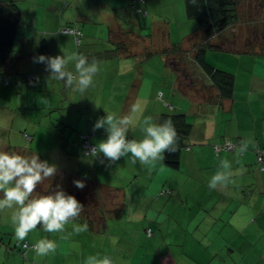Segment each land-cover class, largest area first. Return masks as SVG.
I'll return each instance as SVG.
<instances>
[{"label": "trees", "instance_id": "16d2710c", "mask_svg": "<svg viewBox=\"0 0 264 264\" xmlns=\"http://www.w3.org/2000/svg\"><path fill=\"white\" fill-rule=\"evenodd\" d=\"M124 1L126 3V10L123 11V13L121 14H117L115 12L113 13L116 16L121 17V23L124 22L127 29L123 28L124 34H121L117 29L111 28L112 36H110V39L107 38L108 40H110V44L107 41L105 42V44H107L111 50L108 51L109 55L105 57V59H114L116 55L122 52L121 50L126 51L125 55L123 54L125 59H127L126 56L128 53H131L133 57L137 56L135 53H133V51H129V47L131 46L136 52L137 48H135V45L139 44L140 40H142L143 38L139 36L137 28L141 29L142 25H145V23H147V19L149 17H152L151 15L146 14L147 12L144 10V6L149 1H155L154 5H156L161 0ZM249 1L250 0H247L246 2ZM260 1L264 4V0ZM185 3L187 19L194 22L193 27L190 26L191 31L187 34V36L182 38L179 44L170 43V47H166L164 50L165 52H162L161 54L156 53L155 55H152L151 53L148 54L149 56L151 55L154 59L162 58L161 61L162 65H164L163 67L166 70L167 67H171L172 70L170 69L171 71H167L172 75L174 74L175 77L178 76L179 69H177V66V68H174L173 64L175 65L177 63L178 65L182 61L187 60L192 64L191 66H193V69L196 71L197 74L198 70L201 72L198 78L195 79L196 81H200V83L202 82L200 85H205V83H209V86H212L217 89L220 99L232 100L235 95L238 96L242 91L246 90V88L242 87L246 86L247 84H238L237 81V69L240 70L239 75L242 76L243 79L249 76L247 70L244 73L241 70V68H243L241 58H261V56H263L264 54V36H262L261 38L255 36H247L246 40V37H239L238 32L236 33V30L241 23L240 6L245 5V0H185ZM35 6L41 7V0H0V111L4 113L8 112L11 117L13 115L19 114L26 120H28L32 115V113H29L30 108H33L32 112H36V110L42 109V106L39 105V107L37 108L31 107V105L27 101L28 96L26 97V93L24 96V93H21L19 90H13L15 80L13 81L12 79L18 77L17 74H20L17 71L18 69H20L19 66H21V64H27L28 67L30 66L31 71L27 70L26 72L28 74L26 73L25 75L20 74L21 82H23L25 90L32 89V91L35 92H39V89L45 90L46 83L50 78V73L45 70L46 65L41 63H34L33 57L39 55L54 57V54L52 51H50L49 45L47 44L46 40L44 38L40 40L37 37L39 31L37 30L35 25ZM113 7L114 6H111V9ZM195 20L197 21L198 26ZM256 22H260V20H256L255 23ZM262 22L264 23V12ZM83 24L78 23L76 21L71 25L62 27L60 31L62 33L71 35L74 38L76 46H79L86 39L85 31L82 27H80ZM198 28L203 32L204 37L201 45L197 46V44L194 43L192 45L191 51L187 52L188 55H192L191 60L183 56V53H185L186 50L182 49V47L184 43H191L188 42L187 39L192 40L190 34L191 32L192 35L197 33ZM230 28L232 29L231 31L234 30L232 35H226L225 33ZM133 36L137 37L138 40L135 41ZM215 38L218 39V44L211 43V41ZM127 39H130V41H128ZM100 41L104 40L100 39ZM142 42L143 45L144 40ZM238 42H243V44H241L242 50H237V48L231 47L232 45H235ZM205 46L215 47L219 49L221 53L234 56L236 58V61L234 63L236 73L229 72L228 70H230L231 68H227V70H224L217 68L212 63H210L207 59L208 50L205 48ZM227 62L229 63L228 60ZM72 69H75V67ZM72 73L74 75L76 74L75 71H72ZM37 78H39L38 82H36ZM60 82L64 83V81ZM237 84L242 87L240 89H236L235 86ZM122 86H124L123 88H126V84H123ZM188 86L189 85L181 87L182 89H184L188 88ZM170 89L172 91V88ZM66 90L67 87H65L64 84L63 89L60 91L62 99H64V102L68 103V106H70V108L67 109V116L69 117H67L66 119L62 118L61 116L58 118H53V113L60 109L61 106H59L57 108L51 109L50 111L47 110L48 114H46L45 119L43 115V120H40L39 118V121L37 123V125H39L38 128L34 127V123H32L33 120L31 119L32 122H30V124H25V126L20 129L22 130V135L26 139V141L30 142V144L32 145L37 144V147H29L30 152L23 151L11 153L19 154L22 156L38 155L39 159L42 161V157L40 156L42 151L47 150V155L49 156L53 149L59 146L60 140H67L64 136V132H67V136H69L70 133L72 134L75 129L81 128V125L84 124V130L82 132L77 131V135L79 144L81 145L83 152L86 154V150L83 147L84 142H87L90 145L97 147L98 144L94 141L92 142V138H95V136L107 138V133L104 129L98 131L97 133V130L95 132L93 131V123L95 122V120H98L97 118L105 117L107 114L110 113L111 115L117 118L128 116L133 121L134 115L137 114V111L131 112V109L126 110V112H123L124 109L117 110L115 108H105L113 107V105L111 104H109V106H106L105 103L100 105V107L105 108L104 110H97L98 108L96 109L95 107L96 104L93 95L88 96L87 99L82 96V99L77 102H69V96H66ZM32 91H30V93ZM181 92L184 97L188 96L187 102H193V100L199 101V99L201 100L203 98L197 94L188 95L187 91L184 90ZM114 95V99L116 100V103L119 107L127 106H125V101L123 100L122 93L114 92ZM197 96H199L200 98ZM156 100L161 105V107L160 109H156L155 111V122H157L158 124H162L165 120L171 119L173 125L175 126L179 139L177 151H175L174 153L165 152V159L162 162L166 167L170 168L171 170L175 172H181L182 164L185 166V153L188 150H194V146L190 143L194 123L188 119V115L183 109V107L178 108L174 102H172L169 98L166 97V90L164 88L161 90L158 89L156 93ZM12 105H17L15 110L13 109ZM205 107V104H199L195 107L196 113H198L199 110V115L204 114V112L206 115L208 109H206ZM148 111L149 112H147V114L151 116V109ZM72 112H82L83 119L80 117V115H77L76 117L70 116L69 113ZM41 121L43 123L40 125L39 122ZM134 123L135 122H133V125L130 126V131L128 132L126 138L129 140L135 139L139 141L141 140L139 137L132 136L130 134L131 130L133 129ZM38 145H40V147H38ZM209 146L212 148L215 157H217L214 160L217 161L222 160L221 157L225 153H236L239 147H241L238 137H229L227 139H223L220 142H210ZM241 150V154H243L245 149L241 147ZM79 154L80 153H76L75 157H77V155ZM255 154L259 170L264 171V168L262 167L264 164V148H256ZM132 159L133 157L128 162L117 161L111 166L109 170L112 173L115 168H121V170L127 172L125 177L128 179V182H126L127 185L124 186L127 187L129 185V193L131 194L132 192H134L135 200H137V194L143 196L141 193L150 190L151 187L149 186L147 189L145 187V173L143 172V170H140L135 174L134 171L135 168L138 167V165H136L137 161L136 163H132ZM101 160H103V163L105 162V160H107L103 157V154H100L99 159L93 160L90 164L82 163L84 167H81L80 171L77 170L76 174H69L66 173L65 170L58 169L57 175L49 179L50 181H56L57 178L61 174H63V179L67 178V175L70 176L72 180L80 179L83 181L85 178H88V176H90L89 173H93L92 176L97 182V179H95L97 177V171L100 169V166L103 165V163H101ZM53 163L54 161L50 162L49 164L53 165ZM62 183H64V180ZM97 183L103 184L102 181H99V179ZM82 190L84 193L93 196V201H101L100 190L90 191L89 185H86ZM171 193V187L156 190L152 195L153 200L155 201H153L154 204L160 205V203H162L163 201L159 202V200L162 197L166 198V196L170 195ZM78 201L90 200L86 198L85 194H83V196L79 198ZM113 202H115V205H118L116 203L117 201ZM101 206H104V204H100L99 206L97 204L96 206H93L91 203L88 202L87 205L84 206L86 212L85 210H83V212H81L80 216L76 220L66 224V230L63 233L70 235L71 238H75V240L81 239L82 249L84 251L85 245L88 254L90 253L91 255H97L99 253L94 252H100V254L102 252H105L104 255L106 254L108 257L111 258L112 264H130L123 261L115 253V251L122 252V249L126 248L127 246L120 243V241L116 243L113 240L112 243V240L109 239L111 235L107 236V234H105L106 231L110 233L109 223L106 219H104L101 211H99L100 214H98L100 220H94L93 211L96 208L101 209ZM14 207L15 205H13L12 208H6V212H3L4 210H0V264H82L84 252L79 255L76 253H74L73 255L71 253V258L70 260H68L65 256L61 255L62 251L58 247H56V251L54 253L50 252L47 255H39L33 248V245L36 243H31V241H29L27 238L24 241H20L16 238L15 242L11 234H15L16 225L12 226L9 221L10 217H12V215L14 214L12 212ZM120 211L124 213L123 209H121ZM150 219L152 218H149V220ZM8 224L11 226L10 231H8L9 233L5 232V229L2 227L3 225ZM84 224L88 225V230L85 232H80L79 234L75 233L74 228L77 226H82ZM39 227L40 226H38L37 228ZM40 229H42V234L40 232L39 236L42 235L46 237V231H44L42 227H40ZM5 234L8 235V237H4L6 236ZM146 234L148 237L152 235V231L150 228L146 229ZM51 240L55 242L54 238ZM91 246H93V248L90 251L89 248ZM30 251H34L37 254L38 260L32 259L28 256ZM111 251L112 254L110 255ZM14 255L17 256V258H13Z\"/></svg>", "mask_w": 264, "mask_h": 264}, {"label": "rangeland", "instance_id": "374dc122", "mask_svg": "<svg viewBox=\"0 0 264 264\" xmlns=\"http://www.w3.org/2000/svg\"><path fill=\"white\" fill-rule=\"evenodd\" d=\"M246 1L244 6H240L241 23L236 33L238 32L239 37H246V40L247 36L261 38L264 36V23L262 22L264 4L260 0ZM186 14L185 0H161L156 4V7H153L149 14L152 17L147 19V23L143 24L141 29L137 28L139 36L143 37L144 44L142 45V41L136 44V52L131 46L129 47V51H133L137 56L133 57L131 53H128L127 59L123 56L118 66L115 59H107L100 64L99 71L94 79L95 85H92V88L95 95L99 96L101 100L110 97V102H106L105 105L109 106L111 104L113 107H107L108 109L118 106L114 99V92L119 93V89L124 87L123 84H126L125 87L129 88L136 78L139 81L144 80L146 82L144 84L145 88H151L153 85L161 86L167 94L169 93L171 74L168 71L172 70L171 67H167V71L162 65V58L154 59L148 53L152 55L161 54L165 52L166 47H170V43L179 44L182 38L187 36L191 31L190 24H188L191 20L187 19ZM254 20H260V22L255 23ZM231 30V28L228 29L225 34L232 35L234 30ZM190 37H192V40L187 39V41L191 43L185 45L186 51L183 56L192 60V55H188L187 52L191 51L194 43L197 46L201 45L204 36L198 28L197 33L192 35L191 32ZM127 40L130 41V39ZM211 43L218 44L219 41L215 38ZM241 44L243 42H238L231 47L242 50ZM205 48L208 50L207 59L214 66L224 70H227V68L235 69L236 58L234 56L221 53L219 49L212 46H205ZM104 65L106 70H103ZM191 65L187 60L178 65L173 64L174 68L178 67L177 69H179L178 90L181 89V86L190 84L192 77L196 79L195 77L198 76ZM116 66L117 69L114 68ZM27 70L31 71L30 66ZM115 73H118V79L107 78V74L112 75ZM189 74L190 76H188ZM101 75H105L102 82L96 80ZM59 86L63 87L61 83H59ZM66 96H69V102H77L82 99V96L77 93L70 95L67 92ZM88 96H92L91 93L87 95V98ZM12 106L14 110L17 107V105ZM68 108H70L68 103L63 101L60 109L53 113V118L61 116L66 119L69 117L67 116ZM205 108L208 109L209 106ZM36 112L41 113L40 110H36ZM0 113L3 112L0 111ZM69 114L72 117L77 115L83 117L82 112ZM38 121L39 115L35 116L33 120L36 128L39 126L37 125ZM17 126L23 128L24 125L19 124ZM47 153V150L41 152L42 161L53 162V154L48 156ZM80 154L77 155V158L83 163L90 164L86 154L83 151ZM222 164V160L217 161L210 158H206L204 162H201L200 169L204 166H211L207 171L200 170L201 181L204 183L205 190L195 191L190 196L189 201H186L187 197L185 196L174 195V198L177 197L176 203L166 201L175 206L173 209H170V205L152 203L149 204V207L143 205L141 201L135 200V193L130 194L127 189L123 190V196H118L115 191H102L99 189L101 201H93V196L76 188L73 183L75 180H72L70 176L66 175L67 178L63 179V174L57 180L55 179L56 181L44 180L43 183L38 185L35 196L51 194L59 186L66 194L74 196L77 200L85 194L90 201H79L83 206L87 205L88 202L93 206L104 204L101 209L96 208L95 215L100 214L99 211H101L104 219L108 221L110 233L106 231L105 234L112 236L109 238L112 243L113 240L116 243L120 241V243L127 246L122 249V252L115 251V253L123 261L130 264H264V191L254 195V197H257V195L260 197L261 200L259 201L251 200V189L245 188L234 193L225 184L227 178L233 173L231 170L225 172ZM79 166L84 167L80 164ZM166 169L171 171L170 173H176L178 176L182 175L184 179L190 178L186 174L183 164L181 172H175L170 168ZM112 173L113 176L120 179H127L125 177L127 172L121 170V168H115ZM217 173L221 174L224 179L218 182L214 189H208L207 175L211 179ZM164 176L165 179L171 178L168 173H164ZM194 179L197 183L200 182V175L195 173ZM63 180L64 183H62ZM101 185L103 184H99V186ZM166 197H169V195ZM2 198L3 194L0 196V199ZM165 199L162 197L159 202ZM113 201H117L118 205H115ZM121 209L124 210V213L120 211ZM18 211L19 206L15 205L12 212L15 214ZM12 217L9 221L12 226H15ZM145 217L159 219L158 226L150 237L146 234V228L151 230L153 228L148 225L144 227L147 224L143 220ZM63 232H46V237L41 235L37 236V239L40 241L41 239L51 240L54 238L57 247L62 251L61 255L68 260L71 258V253L79 255L84 252V258H88L87 248L84 245L83 251L81 239L75 240V238H71L70 235ZM12 236L16 242L15 234ZM92 248L93 246L89 250L91 251Z\"/></svg>", "mask_w": 264, "mask_h": 264}, {"label": "crops", "instance_id": "0c3cea01", "mask_svg": "<svg viewBox=\"0 0 264 264\" xmlns=\"http://www.w3.org/2000/svg\"><path fill=\"white\" fill-rule=\"evenodd\" d=\"M154 3L155 1H149L144 6V10L147 12L146 14L149 15L153 10V7H156ZM111 6L114 7L111 9ZM125 7L126 3L124 0H41V7L35 6V25L39 31L37 37L40 40L43 38L46 40L50 51L54 54V57H72L74 55H83L87 57L89 63L96 61L98 68H100V64L107 60L105 57L109 55L108 51L111 50L110 47L105 44L106 41L110 44V40L108 39L112 36L111 28L117 29L121 34H124L123 28L127 29L124 22L121 23V17L116 16L113 13L115 12L117 14H121L126 10ZM76 21L82 24L85 23L80 27H82L85 31L86 39L79 46H76L74 38L71 35L60 31L62 27L71 25ZM189 22L190 23L188 24L193 27L194 22ZM100 39L104 41H100ZM134 39L135 41L138 40L135 36ZM141 41H143V39L140 40V42ZM186 44L188 43H184L182 49H185ZM121 51L122 52L114 58L117 66L121 63L123 54L125 55L126 53L125 50ZM261 58H241V63L243 65L241 70L243 73L247 70L249 74V76L244 79L239 75V69H237V73L235 72V69L231 68L228 70L231 73L237 74L238 84H247L243 87L238 84L235 86L236 89H240L242 87L246 88V90L242 91L238 96L235 95L232 100L220 99L217 89L209 86V83L200 85L202 82L200 83V81H196L193 77L190 80V84H188V88L182 89L181 87V89L178 90V76L175 77L174 74H171L169 87L172 88V91L169 88V93H166V97L174 102L178 108L183 107L188 115V119L194 123L190 139V143L194 146V150H188L185 153L184 163L185 172L188 176H190V178L184 179L182 175L178 176L176 173H170L171 171L167 170L166 168L168 167H166L161 161L145 165L141 164L139 160H137L136 165H138V167L135 168V174L140 170H143L145 173V187L146 189L149 186L151 187L148 192L146 191L141 193L143 196L137 194V200L142 201L141 203L143 205L149 207V204H154L152 195L156 190L171 187L172 193L169 197H166L160 205H170V209L175 208L174 205L166 201H173L176 203L175 200L177 197L174 198V195L176 194H178V196L181 195L187 197L186 201H189L190 196H192L195 191L205 190L204 183L201 181L200 170L207 171L211 168V166H204L200 169V163L204 162L206 158H210L211 160L217 158L215 157L212 148L209 146L210 142H220L229 137H238L241 147L245 150L243 154H241L242 150L241 147H239L236 153H225L221 157L223 161L222 167L225 169V172L231 170L233 173L227 178L225 182L226 186L231 188L234 193H237L239 190H243L245 188L251 189V200H261L258 195L257 197H254L255 194H259L260 191H264V171L259 170L255 154L256 148H264V54ZM75 63L76 61L70 60L67 70L74 68ZM175 65H177V63ZM117 66L114 68L117 69ZM27 67V64H21V66H19L20 69L17 71L20 74L25 75L27 73ZM103 70H106L105 65ZM70 71H75V69ZM20 74H17L18 77H15L16 79H12L13 81L15 80L13 90H19L21 93H24V96L26 93V97L28 96L27 101L31 107L37 108L41 105L42 109H40L41 113H39L32 112L33 108H30L29 113H32V115L28 120L19 114L11 117L8 112L0 113V141H3L0 143V151H6L8 153L23 151L30 152L29 147H37V144L32 145L30 142L26 141L22 135V130L20 129L21 127H18L17 125L23 124L25 126V124H30V122H32L31 119L34 120L36 115H39L40 120H43L42 115L46 117V114H48L47 110L50 111L53 108L61 106L63 103L62 100L64 101L61 97L60 91L63 87H60L59 83H61L62 86L65 83L49 78L46 83L45 90L39 89V92H35L32 91V89L25 90V86L23 82H21ZM200 74L201 72L198 70V76ZM188 76H190V74ZM198 76L195 78H198ZM108 77L116 80L118 79V73L112 75L107 74V78ZM94 79L95 76L93 77V83ZM104 79L105 75H101L96 80H100L102 82ZM144 83V81H138L136 78V80L131 83L129 88H120L119 93H124L123 100L125 101V106H127L114 107L117 110L124 109L123 112H126V110L129 109H131L132 112L134 108L136 109L137 114L134 115L133 119V122L135 123L130 134L132 136L139 137L141 140L143 139V134L139 129V124L145 116H149L147 112H149L148 110L150 109L151 117L153 122H155V111L161 107L156 100V93L158 89H163L161 86L154 85L151 88H145ZM93 85H95V83ZM183 90L187 91L188 95L197 94L203 98L201 100L199 99L200 103L198 100H193V102L189 100L190 102H187L188 96L184 97L181 92ZM30 91L32 92L30 93ZM66 92L70 95L73 94L70 88H67ZM89 93H91V95L94 93L93 97L95 98V107L96 109L98 108L97 110H104L107 108L100 107V105L110 102V97H105L101 100L99 96L95 95V91L92 86L89 87L83 95L79 93L77 94L84 96V98L87 99V95ZM202 103L209 106V110L206 115L204 111V114L200 115L199 110L198 113L195 111V107L199 104L202 105ZM109 115L111 114L109 113ZM96 121L97 120L93 123V127ZM42 123V121L39 122L40 125ZM84 127V124H82L81 128L75 129L72 134H69V136H67V132H64V136L67 140H60L59 146L53 149L50 153L53 154L55 163H53V165H55L57 169L65 170L66 173L69 174H76L77 170H81V166H79V164L82 165L83 162L75 157V155L76 153L83 151L78 141L77 131L82 132ZM101 130L102 129L97 130L96 133ZM106 139L107 138L95 136V138H92V142L94 141L99 145V143L105 141ZM198 143L201 146H199ZM38 147H40V145H38ZM131 158L132 156L129 154L126 157H122L119 161L128 162ZM111 166H109L108 161L105 160L103 165H101L100 169L97 171V177L95 179H97V182L98 179L99 181H102L103 185L99 186L100 183H97L94 180L92 176L93 173H89L90 176L85 178L83 181L87 186L89 185L90 190L96 191L101 189L102 191H115L118 193V196H123V190L127 189L129 191L130 189L129 185L127 187L124 186L127 185L126 182H128V179H120L117 176H113L114 174L109 170ZM164 173L171 175V178L165 179ZM195 173L200 175V182L198 183L196 179H194ZM211 179H209L207 175L206 183L208 189L210 188L209 182ZM2 194L3 193H1L0 196ZM168 198L170 199L168 200ZM3 210V212H6V208ZM95 214L96 209L93 211V218L94 220L99 221V215ZM143 220L147 223L144 227L147 225L151 226L153 228L151 230L153 233L158 226L159 219L152 218L149 220L148 217H145ZM2 227L5 229V232L10 231L11 228L9 224L3 225ZM41 231L42 229H40V227L36 228L35 230L29 232L27 239L31 241V243H37L39 241L37 236L40 235ZM4 237H8V235ZM104 253L105 252H102L97 255H91L89 253L88 258L91 256L103 258L107 256L106 254L104 255ZM28 256L32 259L38 260L37 254L34 251H30ZM13 258H17V256L14 255ZM88 258H83L82 264H87Z\"/></svg>", "mask_w": 264, "mask_h": 264}, {"label": "clouds", "instance_id": "9594fccd", "mask_svg": "<svg viewBox=\"0 0 264 264\" xmlns=\"http://www.w3.org/2000/svg\"><path fill=\"white\" fill-rule=\"evenodd\" d=\"M70 60L76 61L75 75L67 70ZM33 62L46 65L45 70L50 73V78L64 81L65 86L73 93L81 95L93 85V77L99 71L97 62L89 63L87 57L83 55L72 57L39 55L33 57ZM38 81L39 78L36 82ZM133 111L136 109L134 108ZM132 125L133 121L128 116L117 118L107 114L99 118L93 131L104 129L107 139L86 153L89 162L99 159L100 154H103L108 165L111 166L130 153L133 157L132 163L139 160L141 164L148 165L156 161L162 162L165 159V152L177 151L179 139L171 119L158 124L153 122L151 116H145L139 124L143 134V139L139 141L126 138ZM57 171L55 165L41 161L38 155L22 156L0 151V193H3V198L0 199V210L12 208L13 205L19 206L18 213L13 214L12 217L16 225L15 237L18 240L24 241L29 232L38 226L48 233L63 232L65 225L76 220L83 211L84 206L74 196L66 194L59 186L51 194L34 196L38 185L56 176ZM223 179L221 174H215L209 182V187L214 189ZM73 183L81 190L86 186L81 180H75ZM87 230V224L74 228L77 234ZM56 247L54 241L47 239H41L33 245L39 255L54 253ZM87 264H112V260L108 256L103 258L91 256Z\"/></svg>", "mask_w": 264, "mask_h": 264}, {"label": "built area", "instance_id": "2783aa9c", "mask_svg": "<svg viewBox=\"0 0 264 264\" xmlns=\"http://www.w3.org/2000/svg\"><path fill=\"white\" fill-rule=\"evenodd\" d=\"M83 147L85 148V152L86 153H88L89 152V150L90 149H92V148H94L95 146H93V145H90L89 143H87V142H84V144H83ZM263 168H264V164H263V166H262Z\"/></svg>", "mask_w": 264, "mask_h": 264}]
</instances>
